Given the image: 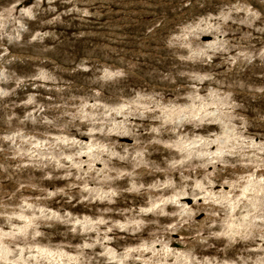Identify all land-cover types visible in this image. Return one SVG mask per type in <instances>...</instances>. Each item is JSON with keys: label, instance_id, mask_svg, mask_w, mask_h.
Wrapping results in <instances>:
<instances>
[{"label": "rangeland", "instance_id": "374dc122", "mask_svg": "<svg viewBox=\"0 0 264 264\" xmlns=\"http://www.w3.org/2000/svg\"><path fill=\"white\" fill-rule=\"evenodd\" d=\"M0 264H264V0H0Z\"/></svg>", "mask_w": 264, "mask_h": 264}]
</instances>
